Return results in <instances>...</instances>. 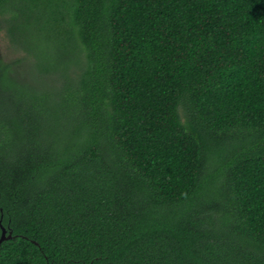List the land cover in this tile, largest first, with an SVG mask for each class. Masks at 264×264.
Here are the masks:
<instances>
[{
  "label": "trees",
  "instance_id": "trees-1",
  "mask_svg": "<svg viewBox=\"0 0 264 264\" xmlns=\"http://www.w3.org/2000/svg\"><path fill=\"white\" fill-rule=\"evenodd\" d=\"M2 32L0 264H264V0H0Z\"/></svg>",
  "mask_w": 264,
  "mask_h": 264
},
{
  "label": "rangeland",
  "instance_id": "rangeland-1",
  "mask_svg": "<svg viewBox=\"0 0 264 264\" xmlns=\"http://www.w3.org/2000/svg\"><path fill=\"white\" fill-rule=\"evenodd\" d=\"M11 47L8 44L4 33L2 32L0 35V52L2 54V56L4 57L5 60H9L10 55H11Z\"/></svg>",
  "mask_w": 264,
  "mask_h": 264
},
{
  "label": "water",
  "instance_id": "water-1",
  "mask_svg": "<svg viewBox=\"0 0 264 264\" xmlns=\"http://www.w3.org/2000/svg\"><path fill=\"white\" fill-rule=\"evenodd\" d=\"M1 225H2V223H1ZM1 229H2V236H1V239H0V248H1V246H2V244H3L4 241H6V240H10V239L13 238V236H12V232H10V235L7 236V233L9 232V230H7V229H6L5 227H3V226H1Z\"/></svg>",
  "mask_w": 264,
  "mask_h": 264
}]
</instances>
